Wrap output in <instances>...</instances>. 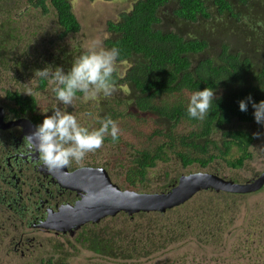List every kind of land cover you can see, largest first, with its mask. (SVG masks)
Listing matches in <instances>:
<instances>
[{
  "label": "rangeland",
  "instance_id": "rangeland-1",
  "mask_svg": "<svg viewBox=\"0 0 264 264\" xmlns=\"http://www.w3.org/2000/svg\"><path fill=\"white\" fill-rule=\"evenodd\" d=\"M135 1L72 0L73 11L81 23V30L51 45V40L55 38L54 34L59 31L51 14L39 15L29 8L27 0H0V37L4 40L0 44V80L4 81L2 84L13 85L15 88H19L15 86L19 84L22 85L21 87H31L38 103L37 114L43 119L45 115L53 113L52 105L64 107L51 92V86L39 91L37 78L33 75L35 70L51 68L50 62L56 60L51 52L58 50L59 46L64 48L67 57H60V63L56 67L68 66L74 60L76 56L72 51L73 44L79 46L81 50L92 45L104 47L103 41L109 36L108 21L119 20L120 14L130 11ZM171 8V4L162 8L163 26L188 37L209 38L212 48L208 49L206 55L212 56L217 46L227 41L232 43L235 49L253 56L256 61L264 58V0H251L246 8L241 9L242 21L232 20L215 11L210 19H200L196 22L183 21L171 13ZM12 18L17 20L13 21V24L10 23L11 27H16L15 31L9 27V20ZM199 57L196 55L194 62ZM21 63L26 64L25 70L22 69ZM6 66L12 67L6 70ZM126 66V63L117 65L118 71L123 73ZM19 70L25 73L26 77L20 75ZM117 88L118 90L110 97L100 95L95 100L85 101L82 96L78 102L74 101V105L65 106V110L72 112L83 126L89 128L98 126L97 122L106 117L105 111L109 108L120 107L123 110L120 117L122 120L119 123L121 140L112 144L105 142L101 149L95 151L96 153H88L83 160L87 162L93 160L99 166L109 167L112 177H117L120 183L124 184L126 168L121 167V164H125V160H128L127 154L134 152L132 145L138 147L153 140L151 147L155 148L163 139L162 137L148 139L150 127L154 126L152 121H145V111L138 109L133 97L129 96L134 90L128 85ZM89 113L92 115L89 116ZM255 130L258 136L251 148L254 154L252 158L247 159L240 168H234L226 160L218 159L210 167L211 172L220 171L222 176L237 179V182H245L255 173L264 171V124H259L255 120ZM234 151L231 152L230 159L237 158L238 154ZM169 156L170 161H162L157 167L150 168L147 178L138 181L135 190L163 188L168 179L166 170H169L170 176H174L175 171L189 174L198 169L195 165L182 169L180 159L174 153H169ZM235 208L237 221L232 225L221 223L219 228L214 219V211L217 208L212 209L210 212L213 217L207 219L210 225L201 233L202 237L198 240H196L197 234L191 232L188 236L168 245L167 251L163 253L161 251L149 260L101 264H264V190L237 196ZM216 213L218 218L224 216V206L218 203ZM43 237L38 234L35 239L42 238L43 246H38V243L31 249L22 246L24 255L20 252L15 254L11 252L10 258L6 261L0 258V264H42L51 260L53 256L56 262L67 259L63 254L68 253L69 249L56 248V251L51 253L53 243H47ZM57 250L63 254L58 255ZM75 258L90 259V256L86 252L78 251ZM70 264L86 263L82 259H74Z\"/></svg>",
  "mask_w": 264,
  "mask_h": 264
},
{
  "label": "trees",
  "instance_id": "trees-1",
  "mask_svg": "<svg viewBox=\"0 0 264 264\" xmlns=\"http://www.w3.org/2000/svg\"><path fill=\"white\" fill-rule=\"evenodd\" d=\"M112 1V0H105ZM251 0H136L130 11L122 12L119 21L108 23L112 35L106 42L110 48L117 47L120 57L128 58L132 67L125 81L133 88L134 103L145 111V121H152L149 138L162 137L155 148L142 145L137 148L133 164H125V182L135 185L143 180L148 167L159 160L168 159L173 152L184 161V165L197 164L206 168L218 159L226 160L231 166H242L251 156L250 146L255 134L249 123L255 120L252 101L264 100V58L256 61L253 56L239 51L232 43L223 41L212 56L206 55L212 43L206 37H188L181 32L163 26L162 8L171 4V13L189 22L210 19L213 12L226 15L232 20L242 21L241 9ZM29 8L39 15L53 19L58 30L55 41L61 40L72 31L81 29L71 0H27ZM17 21L15 18L10 23ZM1 30V27H0ZM251 31V30H250ZM4 40L0 37V44ZM64 55V48L58 50ZM54 52V51H53ZM200 56L194 62L195 56ZM38 65V63H35ZM12 66H6V70ZM47 80L40 78L39 87L44 88ZM209 87L215 99L208 115L203 119L192 118L187 113L191 94ZM82 93H77V102ZM248 101V110L241 111L239 101ZM34 96H27L26 105L34 110ZM123 110L109 108L111 116L121 126ZM120 128V127H119ZM147 130V131H148ZM105 139L112 140L111 136ZM237 158L230 159L231 152ZM150 223L162 220L156 217ZM3 245V243H1ZM9 255L4 245L0 256ZM5 260V259H3ZM42 264H51V260Z\"/></svg>",
  "mask_w": 264,
  "mask_h": 264
},
{
  "label": "flooded vegetation",
  "instance_id": "flooded-vegetation-1",
  "mask_svg": "<svg viewBox=\"0 0 264 264\" xmlns=\"http://www.w3.org/2000/svg\"><path fill=\"white\" fill-rule=\"evenodd\" d=\"M80 30L68 32L62 40L77 34ZM108 33V37H110L112 32L109 29ZM108 37L103 41L105 45L103 48L111 49L109 43L106 42ZM72 51L76 57L84 52L75 44L72 46ZM63 53L64 55L57 51L51 52V55L56 57L55 62H50L51 68H55L60 63V57H67L66 52ZM72 62L68 66L59 67H63L67 72L70 70ZM122 63H126L127 66L123 73H120L117 68L115 77L117 87L124 85L131 87L125 78L132 67V62L128 58L119 56L117 65ZM21 65L22 69L25 70L26 64L21 63ZM19 74L26 77V74L22 73L21 70H19ZM3 82L0 80V246L4 245L5 249L9 247L8 253L20 252L24 255L25 251L22 246L30 249L34 248L36 243L39 244L38 246H43L42 238L35 240L39 234L42 237L44 235L43 239L47 243H53L51 253H54L56 248L70 250L64 254L57 250L58 255L63 254L65 257L67 256V259L56 262L53 256L51 257V264H70V261L74 259H82L86 264L129 263L141 259L149 260L159 252L167 251L168 245L188 236L191 232L197 234L196 240L202 237L201 233L207 230V226L210 225L207 219L213 217L210 211L214 208H217L214 211V219L217 221L216 226L218 228L221 223H231L232 225L237 221L235 217L237 196L264 190V183L254 191L201 188L191 193L184 202L167 207L163 211L152 209H140L132 212L118 210L97 218L87 219L80 225L74 221L77 216H73L74 223L70 225L69 219L66 221L64 216L71 213L76 207L86 208L84 203L90 192L87 186L80 182L77 173L81 174V171L84 172L87 169H102L111 181L121 189L133 190L140 194L167 193L179 186L184 177L196 172H210L226 181H233L234 184H247L260 178L264 171L255 173L245 182H237V179L222 176L220 171L211 172L210 167L215 161L206 168H199L197 164L185 166L184 161L174 153L180 159L182 169L195 165L198 168L197 171L189 174L175 171L176 175L170 176L169 170H166L165 174L168 175V179L163 188H147L146 191H138L135 188L139 182H136L135 185H129L126 182L121 184L117 177H112L113 174H111L109 167L99 166L93 160L91 162L83 160L79 163L73 160L70 165L61 169H49L40 159L39 152L34 147L30 148L25 142V137L31 134L40 124V120L43 119L41 115L37 114L38 103L35 95L33 94L35 97L34 110H30V107L26 105V98L30 96L24 92L26 87H21V84L15 85L19 88H15L13 85L5 86L2 84ZM39 83L40 78L37 77L39 91L50 86L48 81L44 88L39 87ZM82 96L83 93L80 98ZM75 101L77 102V97ZM55 107L57 106L52 105L51 110L53 111ZM60 108L65 110V106ZM249 126L252 128L256 140L258 135L255 130V120L249 123ZM98 127L100 124L95 128ZM120 140L121 137L119 136L118 141ZM105 142L114 143L107 139L104 140ZM252 146L253 144L250 146V151ZM132 147L134 152L127 154L128 160H125V164H133L132 162L138 152L134 145ZM253 155L251 151V156L247 159L252 158ZM166 160L170 161L171 157L159 160L155 166L148 167V169L155 168ZM125 164L122 163L121 167L126 168L124 171L126 175L127 167ZM232 167L240 168L241 166ZM146 178L147 175L143 180L138 181H144ZM218 203L224 206L225 215L221 218H218L216 213L218 212ZM170 213L172 214L169 215ZM156 217L162 218L160 223L157 221L150 223L151 220H156ZM258 225L260 224L258 223ZM78 251L86 252L90 259L75 258ZM0 258L2 261H6L10 257L9 255H1Z\"/></svg>",
  "mask_w": 264,
  "mask_h": 264
},
{
  "label": "clouds",
  "instance_id": "clouds-1",
  "mask_svg": "<svg viewBox=\"0 0 264 264\" xmlns=\"http://www.w3.org/2000/svg\"><path fill=\"white\" fill-rule=\"evenodd\" d=\"M119 55L117 47L106 49L92 45L74 58L67 72L59 66L45 67L35 70V78L47 80L56 100L66 107L74 105L78 92L83 93L85 101L95 100L100 95L110 97L118 90L115 77ZM24 92L33 96L31 87H26ZM213 99L215 92L209 87L193 92L187 105L188 115L203 120ZM251 100V96L240 100V110L246 112ZM252 107L256 122L264 124V100L252 101ZM99 124L98 128L83 126L76 115L57 106L25 137V142L39 152L40 159L49 169H61L73 160L79 163L88 153L101 149L107 136H111L114 143L118 142L121 130L116 120L107 116L99 120Z\"/></svg>",
  "mask_w": 264,
  "mask_h": 264
},
{
  "label": "water",
  "instance_id": "water-1",
  "mask_svg": "<svg viewBox=\"0 0 264 264\" xmlns=\"http://www.w3.org/2000/svg\"><path fill=\"white\" fill-rule=\"evenodd\" d=\"M75 13V12H74ZM76 15V14H75ZM80 182L87 186L89 196L85 201L86 208L76 207L64 216L70 225L74 221L80 225L83 221L97 218L118 210H159L184 202L194 191L201 188H213L233 191H254L264 183V174L247 184H234L210 172H196L181 180L179 186L167 193L140 194L133 190H123L114 184L102 169H87L77 173ZM73 216H77L73 221ZM72 219V220H71Z\"/></svg>",
  "mask_w": 264,
  "mask_h": 264
}]
</instances>
